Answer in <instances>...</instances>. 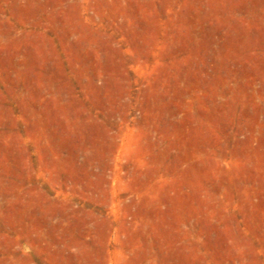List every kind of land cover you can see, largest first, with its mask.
Returning <instances> with one entry per match:
<instances>
[{"label":"rangeland","instance_id":"1","mask_svg":"<svg viewBox=\"0 0 264 264\" xmlns=\"http://www.w3.org/2000/svg\"><path fill=\"white\" fill-rule=\"evenodd\" d=\"M0 264H264V0H0Z\"/></svg>","mask_w":264,"mask_h":264}]
</instances>
